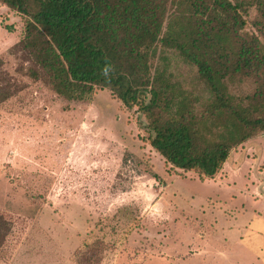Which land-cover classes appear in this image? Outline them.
<instances>
[{"label":"rangeland","instance_id":"374dc122","mask_svg":"<svg viewBox=\"0 0 264 264\" xmlns=\"http://www.w3.org/2000/svg\"><path fill=\"white\" fill-rule=\"evenodd\" d=\"M231 1H245L235 47L253 35L264 50V9ZM22 32L0 3V58L17 88L0 103V264H264V132L201 181L168 165L144 114L109 89L75 101L32 78ZM161 54L200 113L211 94L197 67ZM257 86L229 82L238 101Z\"/></svg>","mask_w":264,"mask_h":264},{"label":"trees","instance_id":"16d2710c","mask_svg":"<svg viewBox=\"0 0 264 264\" xmlns=\"http://www.w3.org/2000/svg\"><path fill=\"white\" fill-rule=\"evenodd\" d=\"M231 0H0L21 14L16 46L28 74L60 96L92 101L109 89L148 121L149 142L173 168L214 178L232 149L264 132V50ZM264 9V0H256ZM172 48L198 69L210 99L197 112L173 81L161 51ZM160 55L163 62L155 65ZM169 74V75H168ZM254 77L256 90L237 100L229 82ZM17 91L0 58V103Z\"/></svg>","mask_w":264,"mask_h":264},{"label":"crops","instance_id":"0c3cea01","mask_svg":"<svg viewBox=\"0 0 264 264\" xmlns=\"http://www.w3.org/2000/svg\"><path fill=\"white\" fill-rule=\"evenodd\" d=\"M221 180V179H220Z\"/></svg>","mask_w":264,"mask_h":264}]
</instances>
